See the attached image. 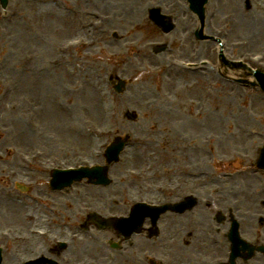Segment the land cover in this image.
<instances>
[{"label":"rangeland","instance_id":"374dc122","mask_svg":"<svg viewBox=\"0 0 264 264\" xmlns=\"http://www.w3.org/2000/svg\"><path fill=\"white\" fill-rule=\"evenodd\" d=\"M13 2L6 11L0 9V194L7 193L10 187V182L6 181L4 174L9 169L7 165L13 166L16 171L19 169L18 162L8 153V147L11 145L27 152H31L35 146L46 145L45 157H54L58 161L65 159L67 163L71 161L66 160L76 159L77 164H80L87 159L101 160L100 155L98 157L99 152L116 134L158 137L161 146L170 148L174 143L173 149L182 151L186 149L180 140L182 136L189 144L200 141L205 148L212 150L214 147L211 145L213 142L209 140V135H218L221 139L220 148L229 151L250 144L252 140H259L260 138L256 136L257 131L264 135V93L258 88L243 86L238 82L243 78H239L238 75L207 70L196 73L184 67L178 68L173 59L182 60L184 54H190L188 50L151 55L146 49L150 43L176 40L179 36L176 43L182 42L181 32L188 25L185 19L189 14L186 0L165 1L162 10L167 14H176L177 30L172 37L162 36L147 19L148 5L155 4L157 0H13ZM237 3L241 4L242 0H237ZM118 4L122 5V10L128 11L125 16L119 15L116 20H111L110 26L94 25L95 16L89 17L93 10L99 8L102 15L111 16L113 10L117 11ZM46 5L55 14L48 18L36 16L37 9ZM251 7L249 10H243L249 21L250 18L257 16L259 10L255 1L251 3ZM11 12H16L13 18L8 17ZM104 19L108 21V18ZM195 22L197 23L196 18L194 24ZM80 23H87V26L92 24L89 27L90 31L84 29ZM115 28L122 37L118 42L111 38L112 29ZM242 29H246L245 32L250 34L247 28ZM74 39L85 40L89 44H85L86 49L82 46L66 48L64 42ZM261 40H263L261 45H264V38ZM59 43L61 56L57 52ZM183 44L186 45L187 40ZM189 45L192 48L194 43L191 42ZM137 47L141 53L137 51ZM145 51L147 53H144ZM26 55H30L33 60L28 70L24 66ZM164 68L168 69L165 71ZM69 71L71 75L68 74ZM233 72L239 74L238 71ZM114 75L129 83L122 94H116L109 82V77ZM85 76L99 84L89 99L87 93L90 83L86 79H81ZM75 84L87 85L85 94L77 95L82 100L81 104L72 100L76 97L72 94ZM4 87L10 88V92L2 96L1 89ZM254 98L262 101V104L255 103ZM45 101L46 107L49 106L60 115L58 119L53 120L51 126L44 124ZM12 103L16 108L12 107ZM39 105H43V108ZM125 109L135 111L138 115L137 120L131 122L125 119L122 116ZM36 124L40 125L43 131L39 135L28 134L30 126ZM94 128L104 134L101 138L97 137L94 142L96 147L91 148L90 142H85L84 139L96 137L93 136ZM248 130L249 132L252 130L255 135L251 136L250 133L247 136ZM169 132L176 135L173 136L174 141L167 143L170 138L167 136ZM242 132L244 135H240ZM157 142L154 141V145L148 146L149 151H156L159 148H156ZM48 144L54 149L52 153L47 152ZM172 155L171 153L160 157L159 153L158 161L150 167L145 163L140 167L139 162L133 163V166L139 169L148 167L147 170L150 172L156 168L161 170V165L166 166L169 160L177 162L179 158L171 159ZM200 155L205 157L206 162L209 157L208 151L200 152ZM189 157L195 159L192 153ZM119 161L109 168V177L112 181L106 186L82 182L64 190L63 194L57 192L49 195L51 197L90 195L93 200L103 201V195H125L122 192L124 185L130 186L132 190L130 195L141 194L142 191H134L140 190L139 180L124 181L121 177L125 167H128L127 157L122 154ZM24 174L29 179L25 182L30 184L28 196L32 193L47 195L45 184L39 176L28 172ZM148 176L149 174L146 177ZM262 177L264 178V173H258L253 180L258 182ZM174 178L175 181L178 180ZM166 182L162 180L159 183ZM186 185L187 188L193 185L191 179ZM235 185L236 183H233V187ZM224 186L229 188L230 183H223L222 189L217 191L218 195L222 194ZM209 189L205 188V195ZM26 195L15 191L13 196L14 199L26 201ZM2 197L6 198V195H0V219L3 218L7 227L21 224L22 218L18 216H14L18 221L8 219V213L7 219L4 218L3 210L7 212L10 208L1 202ZM36 208L49 214L44 206ZM47 224H36V227L43 228ZM28 228L29 226L25 227L26 230ZM20 252L24 256L29 255L28 250L18 248V253Z\"/></svg>","mask_w":264,"mask_h":264},{"label":"flooded vegetation","instance_id":"af4514ba","mask_svg":"<svg viewBox=\"0 0 264 264\" xmlns=\"http://www.w3.org/2000/svg\"><path fill=\"white\" fill-rule=\"evenodd\" d=\"M235 177L230 176V179ZM197 196L195 212H185L181 216L169 212L160 219L166 235L164 240L149 239L146 233L150 246L157 249L149 251V263L145 258L144 262L136 260L134 264H153L157 260H164V264H220L227 260L231 250L227 238L233 225L231 220H235L239 236L247 247H237L235 264H264V195H249L246 191ZM218 213L221 220L216 222L214 219ZM143 247L140 242L138 249L142 251ZM85 250L83 247L82 251ZM136 255L143 257L141 252ZM117 258V264L127 263L126 256Z\"/></svg>","mask_w":264,"mask_h":264},{"label":"bare ground","instance_id":"6f19581e","mask_svg":"<svg viewBox=\"0 0 264 264\" xmlns=\"http://www.w3.org/2000/svg\"><path fill=\"white\" fill-rule=\"evenodd\" d=\"M12 3H14L13 1H12ZM13 5V4H12ZM260 8L261 9H264V3H262L261 4V6H260ZM53 12V13H52ZM55 14V12L48 6V5H46V6H40L38 9H37V13H36V16H38V17H45V18H48V17H51V15H54ZM97 15V13L96 12H94V16H96ZM253 19H254V23L257 25V24H259L260 25V21L256 18V17H253ZM262 30H264V28L262 27ZM261 30V31H262ZM226 70V69H225ZM73 71V70H72ZM227 72L226 73H228L229 75H234V76H237L238 75V73H236V72H229L228 70H226ZM68 74L69 75H71V71H69L68 72ZM72 77V76H71ZM81 79H86L90 84H89V90H88V93H87V95H88V99L89 98H92V95H93V92L94 91H96L97 89H98V87H99V84H96L95 82H92L91 80H89L88 79V77L87 76H85V77H82ZM76 85V87L75 88H73V90H72V94L73 95H75L76 97H73V102H77L78 104H81L82 103V100L81 99H79L78 98V96L77 95H84L85 94V92H86V87H87V85H85V84H80V85H78V84H75ZM92 92V93H91ZM90 93H91V95H90ZM48 94L49 95H51V93L50 92H48ZM44 98H46L47 99V97H44ZM254 102L255 103H259V104H262V101H259L257 98H254ZM44 110H45V113H46V118H45V122H46V124L48 125V123L50 122V126L52 125V122H53V120H55L56 119V117L57 116H59V115H57V114H55L54 113V111L48 106V107H46V101H45V108H44ZM245 119L247 120V117H245ZM212 120H214V119H212ZM212 120H210V122L211 123H213L212 122ZM88 132H89V129H88V131H87V134H88ZM104 133V132H103ZM101 134H102V132L101 131H99V130H96V129H94V133H93V136H96L94 139H91V138H88V137H86L85 139H84V141L85 142H90V147L91 148H94V147H96V146H94L95 144H94V142L97 140V137L99 136H101ZM167 136H171V134H168ZM155 139V138H154ZM144 140H145V143L147 144H151V141H149V139H146V138H144ZM23 141V140H22ZM92 144H93V146H92ZM137 147H135V149H134V146H133V148L131 149V153H132V158L133 159H139V160H143L144 161V163L146 164V166L147 165H149V162L153 159V153L151 152V154L149 153V152H142V151H140L141 149H136ZM153 162V161H152ZM153 164V163H152ZM131 174L132 175H136V172H131ZM10 204H8L11 208H17V206L18 205H16L14 202H12V201H10L9 202ZM67 257H71V254H68L67 255Z\"/></svg>","mask_w":264,"mask_h":264},{"label":"water","instance_id":"95a60500","mask_svg":"<svg viewBox=\"0 0 264 264\" xmlns=\"http://www.w3.org/2000/svg\"><path fill=\"white\" fill-rule=\"evenodd\" d=\"M190 1L192 2V4L195 3V0H190ZM196 10L199 11V12L201 11V13H202L201 5H200V7L198 6V7L196 8ZM257 78H258V80L260 81V83H261V84L263 85V87H264V76L261 75V74H259V73H257ZM259 164H264V155H263V157L261 158Z\"/></svg>","mask_w":264,"mask_h":264}]
</instances>
